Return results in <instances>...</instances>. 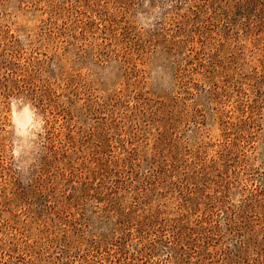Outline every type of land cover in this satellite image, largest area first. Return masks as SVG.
<instances>
[{
  "label": "rangeland",
  "instance_id": "rangeland-1",
  "mask_svg": "<svg viewBox=\"0 0 264 264\" xmlns=\"http://www.w3.org/2000/svg\"><path fill=\"white\" fill-rule=\"evenodd\" d=\"M0 264H264V0H0Z\"/></svg>",
  "mask_w": 264,
  "mask_h": 264
}]
</instances>
